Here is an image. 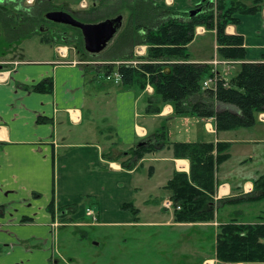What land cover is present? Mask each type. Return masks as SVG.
<instances>
[{"label": "crops", "instance_id": "1", "mask_svg": "<svg viewBox=\"0 0 264 264\" xmlns=\"http://www.w3.org/2000/svg\"><path fill=\"white\" fill-rule=\"evenodd\" d=\"M34 1L26 4L32 7ZM38 1L56 5L57 11L83 23L120 15L121 30L127 19L125 11L118 14L115 9L122 0ZM148 1L189 11L208 0ZM263 11L264 5L256 15L241 16L238 25L225 29L242 36L245 49L244 61L225 66L227 75L223 66L210 64L222 59L214 32L204 27L195 28L186 47L188 62L206 64L226 81L239 72L241 63L260 62ZM40 42L52 43L51 57L0 61V264H57L64 240L59 231L67 227L157 229L161 233L153 234L154 240L165 243L160 249L172 241L174 256H184L190 264L194 257L200 258L198 264H216L220 226L264 225V199L248 200L257 197L254 183L264 175V113L255 114L251 128L217 130L213 118L175 116L170 105L158 104L148 84L125 87L96 67L136 61L85 51L84 60L67 46H57L59 42ZM132 53L144 58L147 48L136 45ZM45 80L52 81L51 92L28 89ZM150 102L159 106L157 113H147ZM215 109L234 111L219 103ZM174 143L228 145L222 153L228 158L214 170L212 221L178 223L173 210L163 208L171 196L165 189L168 181L175 174L189 175V161L173 156ZM140 146L155 150L136 160L131 151ZM129 203L138 211L136 217L121 209ZM86 209L96 213L97 222L85 216Z\"/></svg>", "mask_w": 264, "mask_h": 264}, {"label": "trees", "instance_id": "2", "mask_svg": "<svg viewBox=\"0 0 264 264\" xmlns=\"http://www.w3.org/2000/svg\"><path fill=\"white\" fill-rule=\"evenodd\" d=\"M245 1L250 3L226 0L214 5L208 0L196 5L197 12L191 15V10H170L148 0H122L115 9L118 14L125 11L127 19L113 45L114 53L119 59L136 61V64H106L96 67L106 77L118 74L119 82L125 87L137 83L143 88L148 84L153 88L158 104L170 105L175 116L213 118L216 129L221 131L251 128L255 124V114L264 113V57L260 62L241 63L239 72L233 78L225 82L217 76L214 89L203 90V79L211 77L212 73L206 64L189 63L186 48L194 38L195 28L201 26L214 32L219 58L244 61L243 37L229 35L225 29L238 25L241 16L256 15L264 5V0ZM46 5L32 6L21 12L25 18L22 22L25 21L28 27H32L33 23L43 21L41 14L50 11L45 9ZM9 23H3L8 31L11 27ZM19 25V32L17 27L16 31L12 28L11 32L23 35L22 28L25 26ZM77 32L76 37H62L67 39L65 43L73 42L72 45L85 54L80 32ZM34 34L28 30L24 36ZM48 40L50 39H46ZM136 45L146 46L147 54L144 58L133 57L132 50ZM166 68L168 72L165 71ZM28 89L48 93L52 90V81L45 80ZM216 103L231 106L234 111H217ZM154 105L155 102L149 103L147 113L159 111V106ZM162 136L164 138L163 134ZM171 147L175 158L189 161V175L175 174L165 186L171 194L173 205L179 208L173 210L174 220L178 223L212 221L214 170L216 165L228 158L227 154H222L228 145L174 143ZM154 150V147L140 146L131 151V155L138 160L145 153ZM254 184L258 195L248 200L264 199V175ZM121 209L134 217L138 214L130 203L124 204ZM263 239L264 225L231 223L220 226L216 236V264L264 262V244L260 242Z\"/></svg>", "mask_w": 264, "mask_h": 264}, {"label": "rangeland", "instance_id": "3", "mask_svg": "<svg viewBox=\"0 0 264 264\" xmlns=\"http://www.w3.org/2000/svg\"><path fill=\"white\" fill-rule=\"evenodd\" d=\"M5 2V0H3ZM19 4H4L0 5V61L11 60L14 56L24 59H41L44 57H51L50 49L52 43H41L40 38L50 39L49 42H59L67 46L72 55H77L79 58L87 60L82 51L76 49L72 43H65L62 36L73 37L78 35L75 28L58 25L48 22L44 18V12L41 14L43 21L33 23L32 27H28L27 22H22L24 16L21 12L26 11L31 5L26 4V0H18ZM245 1V0H242ZM213 2V1H212ZM246 2V1H245ZM217 2H214L216 5ZM44 5V2L35 0L33 6ZM45 9L57 11L56 5H46ZM17 10V11H16ZM8 20H10L8 22ZM11 24L8 31L3 23ZM14 24V26H12ZM19 24H22L23 35H16L11 32L12 28L18 32L20 31ZM16 26V27H15ZM39 28H46V33H40ZM34 32V35L24 36L26 31ZM119 32L113 38L117 40ZM43 36V37H42ZM106 47L103 51L97 54L98 57L103 54L111 55L114 53L115 41ZM113 42V43H112ZM49 53V54H48ZM112 56V55H111ZM97 58V57H96ZM131 64V63H130ZM231 72L229 73L231 77ZM235 76V75H234ZM228 77V76H227ZM86 221L87 218L84 217ZM67 227L60 229V237L63 238L58 252L61 258H57V264H190L188 258L184 256H174L172 241L167 240V247L160 249L163 244L154 240L153 234L157 229L152 228H86V227ZM79 230H84L81 232ZM163 233L164 230H163ZM126 239V240H125ZM97 243L93 246L92 243ZM169 242V243H168ZM199 257H194L193 264H198Z\"/></svg>", "mask_w": 264, "mask_h": 264}, {"label": "water", "instance_id": "4", "mask_svg": "<svg viewBox=\"0 0 264 264\" xmlns=\"http://www.w3.org/2000/svg\"><path fill=\"white\" fill-rule=\"evenodd\" d=\"M196 12L197 10H191L189 13L193 15ZM44 18L48 22L78 30L82 38L83 49L88 54L99 53L108 47L122 24L120 15L94 24L80 22L63 11L48 12L44 15ZM45 31L47 32V29ZM39 32L43 33V31ZM57 46H64V44H58Z\"/></svg>", "mask_w": 264, "mask_h": 264}, {"label": "built area", "instance_id": "5", "mask_svg": "<svg viewBox=\"0 0 264 264\" xmlns=\"http://www.w3.org/2000/svg\"><path fill=\"white\" fill-rule=\"evenodd\" d=\"M209 1H213L214 2H218V1H226V0H209ZM263 18H264V11H263ZM234 64V61H226V60H220V61H212L210 62V64L213 66V67H218V66H223L224 69L222 70V72L224 73V75H227V69L225 66H228L229 64ZM133 65H135L136 63H132ZM217 76H220V78L222 80H224V78L216 73V72H213L212 73V76L211 77H208L206 78L205 80H203L202 82V89H214V85H215V82H216V79H217ZM107 79L109 80H112L114 82H119V76L118 74L116 73H113L112 75L110 76H107L106 77ZM225 82H227L226 80H224ZM163 208L166 209V210H178L179 208L176 206L173 205L172 201L171 200H166L165 202H163ZM84 214L87 218H89L91 220V222L95 223L98 221V218H97V215L95 212H93V210L91 209H86L84 211Z\"/></svg>", "mask_w": 264, "mask_h": 264}, {"label": "flooded vegetation", "instance_id": "6", "mask_svg": "<svg viewBox=\"0 0 264 264\" xmlns=\"http://www.w3.org/2000/svg\"><path fill=\"white\" fill-rule=\"evenodd\" d=\"M19 2L20 1H18V0H5V2L3 1V0H0V5H2L3 6V3L4 4H12V5H16V4H19ZM17 11V10H16ZM13 26H14V24H13ZM16 27V26H15ZM16 29V28H15ZM46 28L44 29V28H39V31H43V33H46ZM62 40L63 41H66L67 39L65 38V37H62Z\"/></svg>", "mask_w": 264, "mask_h": 264}]
</instances>
